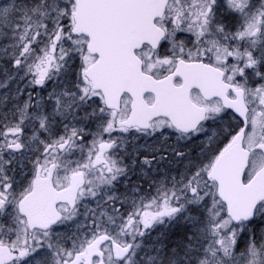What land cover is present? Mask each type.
Returning <instances> with one entry per match:
<instances>
[{"label":"snow or ice","instance_id":"obj_1","mask_svg":"<svg viewBox=\"0 0 264 264\" xmlns=\"http://www.w3.org/2000/svg\"><path fill=\"white\" fill-rule=\"evenodd\" d=\"M0 264H264V0H0Z\"/></svg>","mask_w":264,"mask_h":264}]
</instances>
